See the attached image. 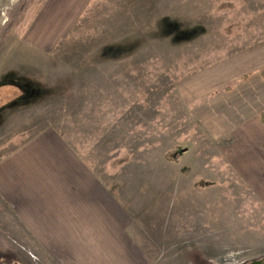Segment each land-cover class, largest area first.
I'll return each instance as SVG.
<instances>
[{"label":"rangeland","instance_id":"374dc122","mask_svg":"<svg viewBox=\"0 0 264 264\" xmlns=\"http://www.w3.org/2000/svg\"><path fill=\"white\" fill-rule=\"evenodd\" d=\"M263 41L264 0H0V160L53 128L124 200L142 264L260 259L264 199L195 110ZM14 221L0 194V261L55 264Z\"/></svg>","mask_w":264,"mask_h":264},{"label":"crops","instance_id":"0c3cea01","mask_svg":"<svg viewBox=\"0 0 264 264\" xmlns=\"http://www.w3.org/2000/svg\"><path fill=\"white\" fill-rule=\"evenodd\" d=\"M228 65L229 81L255 73L195 112L215 136L230 135L224 154L264 199V76L257 72L264 67V41L232 56ZM0 194L27 251L45 253L55 264H142L124 200L53 128L0 160ZM15 262L30 264L19 258L0 264Z\"/></svg>","mask_w":264,"mask_h":264},{"label":"trees","instance_id":"16d2710c","mask_svg":"<svg viewBox=\"0 0 264 264\" xmlns=\"http://www.w3.org/2000/svg\"><path fill=\"white\" fill-rule=\"evenodd\" d=\"M167 23V22H166ZM191 31L190 30H181L180 31V36H183L185 38H187L188 35H190ZM262 75L264 76V71H262ZM248 77V75L244 76L243 79H246ZM240 80V79H239ZM239 80H237L236 82H238ZM13 83H15L14 81H2L0 82V87L3 86V85H7V84H10V85H14ZM17 85V84H15ZM18 87H21L23 90H24V93H29V92H33V89L32 87H30V85H25V84H19ZM233 87V84H230L228 85L227 87L224 88V90H229L230 88ZM32 90V91H31ZM217 92V91H216ZM216 92H213V93H216ZM21 97V96H20ZM19 97V98H20ZM17 98V99H19ZM260 118L261 120L264 122V110L261 112L260 114Z\"/></svg>","mask_w":264,"mask_h":264},{"label":"water","instance_id":"95a60500","mask_svg":"<svg viewBox=\"0 0 264 264\" xmlns=\"http://www.w3.org/2000/svg\"><path fill=\"white\" fill-rule=\"evenodd\" d=\"M252 264H261V259H257L252 261Z\"/></svg>","mask_w":264,"mask_h":264},{"label":"flooded vegetation","instance_id":"af4514ba","mask_svg":"<svg viewBox=\"0 0 264 264\" xmlns=\"http://www.w3.org/2000/svg\"><path fill=\"white\" fill-rule=\"evenodd\" d=\"M261 259V264H264V256L260 258ZM248 264H252V262L248 263Z\"/></svg>","mask_w":264,"mask_h":264}]
</instances>
